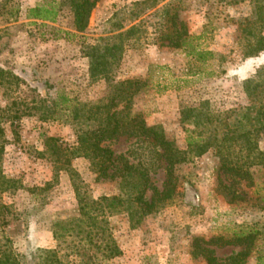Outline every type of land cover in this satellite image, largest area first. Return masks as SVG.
Masks as SVG:
<instances>
[{
	"label": "rangeland",
	"instance_id": "374dc122",
	"mask_svg": "<svg viewBox=\"0 0 264 264\" xmlns=\"http://www.w3.org/2000/svg\"><path fill=\"white\" fill-rule=\"evenodd\" d=\"M50 1L58 0H0V68L24 81L15 92L0 86V128H4L0 205L7 207L0 212L7 221L0 217V242L9 241L22 264H36L39 249L57 251L63 264H205L191 254L194 237L205 241L222 237V242H229L211 245L219 259L248 248L246 264L264 260V167L253 164V152L246 159V153L232 150L231 161L242 156L249 169V177L236 182L230 172L219 170L220 158L213 150L199 156L189 152L187 140L193 127L181 116L184 109L208 102L210 111L227 116L233 129L232 124L242 118L241 108L252 105L244 82L264 65V51L252 58L242 56L238 23L256 20V4L252 0H94L86 29L75 32L70 12L58 5L53 23L26 18L29 8ZM171 15L176 23L185 24L189 34L199 35L205 29L200 44L214 53L213 59L195 64L178 48L160 47V40L171 33ZM112 44L119 51L110 76L91 77L89 55ZM128 80L145 86L125 113L160 130L185 159L174 166L175 195L162 208L137 226H132L126 212L107 215L104 233L89 242L75 227V188L80 198L91 201L117 194L118 187L95 181L90 160L74 152L76 139L95 128L98 121L93 113L108 101L112 87ZM34 93L50 99L65 94L78 103L77 118L43 122L38 114H25L15 122L13 136L2 109L14 98L30 100ZM47 137L57 140L59 154L52 155V143L45 145ZM255 142L264 152V132ZM104 144L132 162L141 158L136 151L147 150L126 136ZM163 181L159 168L152 173L151 184L161 189ZM109 239L120 250L118 257H105Z\"/></svg>",
	"mask_w": 264,
	"mask_h": 264
},
{
	"label": "trees",
	"instance_id": "16d2710c",
	"mask_svg": "<svg viewBox=\"0 0 264 264\" xmlns=\"http://www.w3.org/2000/svg\"><path fill=\"white\" fill-rule=\"evenodd\" d=\"M256 4L254 16L256 20L243 19L240 25V41H242L241 54L244 58L258 56L264 51V0H252ZM94 0H58L38 4L27 10L26 18L41 22H55L57 8L67 9L72 18V28L75 32L86 29L89 14L94 7ZM175 15L169 16L171 33L160 40V47L167 49H180L186 56L193 59L195 64H204L214 58V53L200 44L205 34V29L199 34H189L185 24L181 21L176 23ZM131 31V29H130ZM66 35L68 33H65ZM96 49V48H95ZM119 51L117 44L105 46L102 53L89 55L91 77L106 78L110 76L111 66L118 60ZM195 73L198 67L194 66ZM190 71V72H191ZM18 76L12 72L0 68V86L8 87L16 91L23 84ZM145 86L144 82L128 80L118 83L112 87L108 101L102 106L96 107L94 111L98 121L95 128L78 135L76 139L75 154L90 160L92 171L96 174L95 181L114 182L118 187V193L112 196H101L97 200L86 201L80 198L77 188L78 213L75 218L80 233H84V239L92 241V236L99 237L106 227L104 218L107 215L126 212L132 226H137L142 219L163 207L175 195L176 177L173 169L176 164L184 161V153L179 151L172 141L166 139L165 135L153 128H148L138 116L132 117L125 113L132 105V98ZM245 88L253 99L252 105L241 108L242 118L237 120L233 129L227 123L228 117L214 114L210 111L208 102H202L198 107L187 108L181 112L182 120L187 121L193 127L189 132L187 147L189 152L196 156L202 155L208 149L213 150L220 158L219 170L230 172L236 182L249 177V169L244 167L246 161L242 156L233 162L229 156L231 151L237 148V153L253 152V160L256 166L264 167V152L256 145V137L264 132V65L256 70L255 74L244 82ZM32 92V90H30ZM35 92V91H33ZM32 99L17 97L2 109V118L10 120L9 127L13 136L17 135L21 116L38 114V119L47 122H60L67 120L69 116L77 118L79 111L78 103L63 93H58L55 98H42L37 93ZM92 114V112H89ZM218 132V130H222ZM4 135L3 125L0 128V136ZM120 136L134 139V143L144 145L145 152L136 151L141 154L138 161L132 162L125 155H116L104 143L117 140ZM56 139L47 137L45 145L52 143V155L60 153ZM232 148V149H231ZM244 155V154H243ZM248 157V158H247ZM229 158V159H228ZM253 161V162H254ZM161 168L164 172L162 188L157 189L151 184L152 173ZM151 192L150 195H147ZM7 207L0 205L1 210ZM0 213L3 223L7 224L6 217ZM60 227V223L56 224ZM93 232H95L93 234ZM57 238V233L54 231ZM222 237H216L205 241L202 238L192 239V256L201 258L205 264H246L249 249L235 253L225 259L215 256L211 245L222 246L229 242H222ZM107 254L105 257L114 258L120 255V250L112 239L107 243ZM36 264H63L58 252L50 249H39L36 253ZM0 264H22V257L9 245V241L0 242ZM256 264H264L263 259H258Z\"/></svg>",
	"mask_w": 264,
	"mask_h": 264
}]
</instances>
